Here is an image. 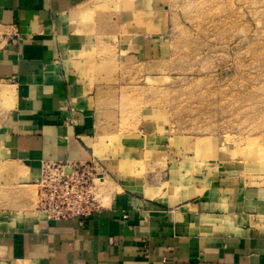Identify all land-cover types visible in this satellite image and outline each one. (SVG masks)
Wrapping results in <instances>:
<instances>
[{
  "label": "crops",
  "instance_id": "0c3cea01",
  "mask_svg": "<svg viewBox=\"0 0 264 264\" xmlns=\"http://www.w3.org/2000/svg\"><path fill=\"white\" fill-rule=\"evenodd\" d=\"M108 2L0 0V259L264 264V185L224 164L137 175L112 172L101 158L94 97L73 62L83 64L85 51L103 44L114 45L121 62H149L161 46L150 31L125 36L118 17L110 33ZM150 124L143 122L141 139L154 151ZM136 154L150 160L144 147ZM44 160L99 161L114 189L83 221L48 219L37 204Z\"/></svg>",
  "mask_w": 264,
  "mask_h": 264
},
{
  "label": "rangeland",
  "instance_id": "374dc122",
  "mask_svg": "<svg viewBox=\"0 0 264 264\" xmlns=\"http://www.w3.org/2000/svg\"><path fill=\"white\" fill-rule=\"evenodd\" d=\"M102 9L110 33L118 17L125 36L150 31L161 41L154 61L121 62L103 44L73 62L94 97L109 169L224 164L264 185V0H109ZM145 120L159 139L154 151L141 139ZM140 146L150 160L135 156ZM113 185L106 173L103 203Z\"/></svg>",
  "mask_w": 264,
  "mask_h": 264
},
{
  "label": "built area",
  "instance_id": "2783aa9c",
  "mask_svg": "<svg viewBox=\"0 0 264 264\" xmlns=\"http://www.w3.org/2000/svg\"><path fill=\"white\" fill-rule=\"evenodd\" d=\"M38 181V209L48 219L82 221L103 206L106 169L99 161L44 160Z\"/></svg>",
  "mask_w": 264,
  "mask_h": 264
},
{
  "label": "bare ground",
  "instance_id": "6f19581e",
  "mask_svg": "<svg viewBox=\"0 0 264 264\" xmlns=\"http://www.w3.org/2000/svg\"><path fill=\"white\" fill-rule=\"evenodd\" d=\"M145 19V18H144ZM143 20V19H142ZM106 179V178H105Z\"/></svg>",
  "mask_w": 264,
  "mask_h": 264
}]
</instances>
